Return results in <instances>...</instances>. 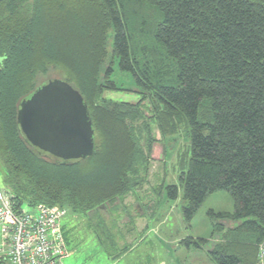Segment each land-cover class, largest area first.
Here are the masks:
<instances>
[{
  "label": "trees",
  "instance_id": "obj_1",
  "mask_svg": "<svg viewBox=\"0 0 264 264\" xmlns=\"http://www.w3.org/2000/svg\"><path fill=\"white\" fill-rule=\"evenodd\" d=\"M117 66L133 78L137 104L105 98L125 91ZM52 70L89 108L95 151L85 161L56 163L20 133V103ZM153 126L164 140L190 138L179 162L186 222L215 193L234 203L233 212L209 213L218 221L212 237L220 238L209 259L260 264L264 0H0V163L15 211L117 212L146 181ZM161 187L178 198L176 185Z\"/></svg>",
  "mask_w": 264,
  "mask_h": 264
},
{
  "label": "rangeland",
  "instance_id": "obj_2",
  "mask_svg": "<svg viewBox=\"0 0 264 264\" xmlns=\"http://www.w3.org/2000/svg\"><path fill=\"white\" fill-rule=\"evenodd\" d=\"M116 70L115 78L125 91L107 93L105 98L137 104L140 98L132 91L135 90L133 78L121 72L118 66ZM60 78L58 71L52 70L41 77L40 82ZM153 138L155 144L146 181L120 206L117 204V212L108 208L98 217L97 214L89 217L69 215L62 220L67 249L71 252L65 264H214L209 259V251L220 238L214 240L212 237L213 223L218 221L209 213L233 212L234 203L228 193H215L207 198L195 218L186 222L179 162L189 149L190 138L180 132L177 140H164L166 138L156 126H153ZM4 175L5 169L0 163V188L3 190ZM171 185L178 187L176 200L169 199L167 188L161 187ZM25 210L30 211V208L25 207ZM225 225L232 227L229 223ZM147 227L143 234L139 232ZM188 238L208 240V243L201 249L191 246L188 253L187 247L182 245Z\"/></svg>",
  "mask_w": 264,
  "mask_h": 264
},
{
  "label": "water",
  "instance_id": "obj_3",
  "mask_svg": "<svg viewBox=\"0 0 264 264\" xmlns=\"http://www.w3.org/2000/svg\"><path fill=\"white\" fill-rule=\"evenodd\" d=\"M18 126L28 145L56 163H77L94 155L89 108L80 92L62 79L46 81L20 103Z\"/></svg>",
  "mask_w": 264,
  "mask_h": 264
},
{
  "label": "built area",
  "instance_id": "obj_4",
  "mask_svg": "<svg viewBox=\"0 0 264 264\" xmlns=\"http://www.w3.org/2000/svg\"><path fill=\"white\" fill-rule=\"evenodd\" d=\"M28 208L15 211L0 188V264H65L71 256L62 227L67 211L46 205ZM259 259L264 264V243Z\"/></svg>",
  "mask_w": 264,
  "mask_h": 264
},
{
  "label": "crops",
  "instance_id": "obj_5",
  "mask_svg": "<svg viewBox=\"0 0 264 264\" xmlns=\"http://www.w3.org/2000/svg\"><path fill=\"white\" fill-rule=\"evenodd\" d=\"M144 231H145V230H140L139 232L143 234ZM140 233H138V234H140ZM187 251H188V253H190L191 248H187ZM187 251H186V252H187Z\"/></svg>",
  "mask_w": 264,
  "mask_h": 264
}]
</instances>
